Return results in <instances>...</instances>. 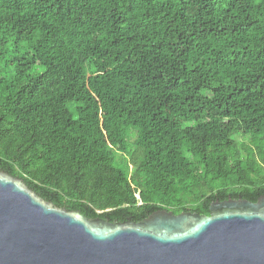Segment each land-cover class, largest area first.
<instances>
[{
    "label": "trees",
    "instance_id": "1",
    "mask_svg": "<svg viewBox=\"0 0 264 264\" xmlns=\"http://www.w3.org/2000/svg\"><path fill=\"white\" fill-rule=\"evenodd\" d=\"M0 170L88 219L264 194V0H0Z\"/></svg>",
    "mask_w": 264,
    "mask_h": 264
},
{
    "label": "water",
    "instance_id": "2",
    "mask_svg": "<svg viewBox=\"0 0 264 264\" xmlns=\"http://www.w3.org/2000/svg\"><path fill=\"white\" fill-rule=\"evenodd\" d=\"M0 264H264V194L213 201L209 215L112 223L56 207L0 170Z\"/></svg>",
    "mask_w": 264,
    "mask_h": 264
}]
</instances>
